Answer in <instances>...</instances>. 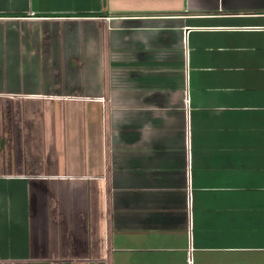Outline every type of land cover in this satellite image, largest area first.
<instances>
[{"label":"crops","instance_id":"0c3cea01","mask_svg":"<svg viewBox=\"0 0 264 264\" xmlns=\"http://www.w3.org/2000/svg\"><path fill=\"white\" fill-rule=\"evenodd\" d=\"M189 247L264 264V0H0V264Z\"/></svg>","mask_w":264,"mask_h":264},{"label":"built area","instance_id":"2783aa9c","mask_svg":"<svg viewBox=\"0 0 264 264\" xmlns=\"http://www.w3.org/2000/svg\"><path fill=\"white\" fill-rule=\"evenodd\" d=\"M188 102V98H187V94L185 93V103L187 104ZM191 247H189V249L187 250V264H192L191 261Z\"/></svg>","mask_w":264,"mask_h":264}]
</instances>
